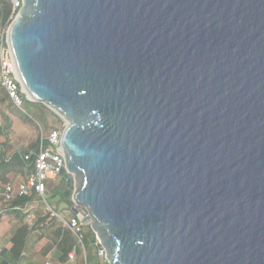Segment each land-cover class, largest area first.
I'll return each mask as SVG.
<instances>
[{
  "label": "water",
  "instance_id": "obj_1",
  "mask_svg": "<svg viewBox=\"0 0 264 264\" xmlns=\"http://www.w3.org/2000/svg\"><path fill=\"white\" fill-rule=\"evenodd\" d=\"M8 42L110 264H264V0H23Z\"/></svg>",
  "mask_w": 264,
  "mask_h": 264
},
{
  "label": "built area",
  "instance_id": "obj_2",
  "mask_svg": "<svg viewBox=\"0 0 264 264\" xmlns=\"http://www.w3.org/2000/svg\"><path fill=\"white\" fill-rule=\"evenodd\" d=\"M22 4L23 0H11L12 13L18 11ZM0 85L6 91L9 100L15 106L21 108L25 92L17 77L16 66L8 42V30L0 36ZM61 135L62 131L59 129H53L45 136L41 134L37 145L23 154L25 160L34 159L33 170L26 177L18 175L14 180L10 178V180L0 183V215L3 216L9 210L22 211L26 214L25 223L31 226L35 218L33 213L39 207V203L43 201L47 205L49 215L59 218L63 223L61 229L64 231L67 229L74 238L73 247L68 253L69 261L73 262L77 256V251L81 248L84 249L85 246V225L71 209H65L66 216H61L54 211L46 200L48 182L60 178V172L65 166V154ZM16 197H30V199L23 206L10 207L9 204ZM72 201L75 203L73 198ZM75 206L84 218L91 215L86 206L82 207L83 205L76 203ZM100 253L106 256L105 249L102 246ZM6 264L22 263L17 261L7 262ZM44 264H51V260L48 258Z\"/></svg>",
  "mask_w": 264,
  "mask_h": 264
},
{
  "label": "rangeland",
  "instance_id": "obj_3",
  "mask_svg": "<svg viewBox=\"0 0 264 264\" xmlns=\"http://www.w3.org/2000/svg\"><path fill=\"white\" fill-rule=\"evenodd\" d=\"M17 13L18 11L12 13L11 10V14L8 18V20H10V23L15 19ZM9 25L7 27H3L2 24L0 23V36L6 33ZM26 100L29 99L24 93L23 102H22L23 107L21 106V108H19L15 106L10 100H9L10 103H8L7 105H3V104L0 105V123L2 120L1 118V112H2L5 114V116L9 117L11 120L12 126H11V130H9V134L11 136L13 145L15 147L18 146L17 148H21V149L35 147L36 143H38L39 138L41 137V134L45 136L53 129H59L63 131L66 125V121L46 105H45L46 109L45 108L43 109L46 123L39 124L37 121L34 120L31 121L32 116L30 114V111L27 110L28 103H26ZM57 117H59L60 120H58ZM59 179L60 178H57L56 180H51L48 182V191L46 193V200L47 203L50 204V206L54 209L55 212H57L61 216H66V212H65L66 204L65 202H62L60 200L61 185H65V184L63 183L60 185ZM6 180L8 181L10 179L7 178ZM81 181H82L81 175L75 176V181L72 183V186L70 187L72 191L71 199L73 198L74 191L79 189L81 185ZM73 205H75V203H73ZM69 209H71V207ZM33 214L35 217L33 219L34 224L36 225L35 229L37 230V232L33 234L37 235L36 238L38 240L37 246L39 247V251L38 253L32 251L31 254H28L27 257L22 259V262L24 264H44L47 258H49V255L47 254L51 252L53 249H55L56 239L54 238H55L56 229L59 227L62 228L63 223L59 218L55 216L51 217V215H49V212L47 210V205L43 201L39 203L38 209ZM40 214L42 216H40ZM38 217H41L42 219L39 222H38ZM35 225L33 227H35ZM2 229L3 226L2 224H0V231H2ZM89 230L92 231L91 227L89 225H85L84 226L85 239L86 238L88 239ZM65 231H67V229H65ZM63 232L64 230H62V233ZM95 239L96 241L94 243H92L89 240L88 241L89 244L87 246L85 245V241H84V245H85L84 249L81 248L77 251L75 263L87 264L86 254L88 252L93 257V260L95 261L94 263L110 264V262L106 259L105 255H102L100 253L101 245L98 242L99 239L97 238L96 234H95ZM47 243L51 244L52 247L47 251V254H44L43 253L44 248ZM52 252H54V250ZM89 264H92V262H90Z\"/></svg>",
  "mask_w": 264,
  "mask_h": 264
},
{
  "label": "trees",
  "instance_id": "obj_4",
  "mask_svg": "<svg viewBox=\"0 0 264 264\" xmlns=\"http://www.w3.org/2000/svg\"><path fill=\"white\" fill-rule=\"evenodd\" d=\"M12 10V5L10 0H0V23L3 27H7L10 23V20H8ZM10 103L8 95L4 88L0 85V105H7ZM26 103H28V111H30V114L32 116L31 121H37L39 124L46 123L45 115L43 109H46V106L43 105L40 102H33L30 100H26ZM23 107V103H22ZM1 123H0V182H6L7 178L14 180L16 176L21 175L22 177H26L34 167L33 161L34 159L31 158L29 160H25L23 158V154L28 151L31 148H17L18 146H14L11 136L9 134V130H11V120L9 117L5 116L4 113L1 112ZM58 120H60L59 117H57ZM37 145V143H36ZM35 145V146H36ZM33 146V145H31ZM61 185V183H60ZM61 201L65 202L66 209L69 210V208L73 205V201L71 199V188L66 187V185H61ZM55 194V193H54ZM54 196V195H53ZM29 198H23V197H16V199L9 204L10 207H20L23 206V204L29 200ZM15 215L22 220L23 217L26 215L25 213L22 214V211L14 210ZM2 216L0 215V220ZM41 217H38V222L41 221ZM33 225H28L26 223L19 225L14 233L12 234L10 238L11 246L6 251L8 254V257L10 259V262H17L20 261L22 256V252L25 248L27 239L31 235V233L36 231V225L33 227ZM62 235V236H61ZM55 249L53 253L58 254V260L59 264H78L75 263V261H69L68 259V253L72 249L74 244V238L72 234L69 231H64L62 233L61 227L56 229L55 233ZM91 241L94 243L96 241L95 234L93 231L89 230L88 233V239H85V245L87 246L89 243L88 241ZM51 244L47 243L44 248V254H47V251L51 249ZM86 262L89 264L92 262V264L95 261L93 260V257L91 254L87 252L86 254Z\"/></svg>",
  "mask_w": 264,
  "mask_h": 264
},
{
  "label": "crops",
  "instance_id": "obj_5",
  "mask_svg": "<svg viewBox=\"0 0 264 264\" xmlns=\"http://www.w3.org/2000/svg\"><path fill=\"white\" fill-rule=\"evenodd\" d=\"M1 183V182H0ZM38 209V208H37ZM15 211L9 210L7 211L1 218L0 220V224H2L3 229L2 231H0V264L2 263V261L6 260L7 262H10V259H8V254L6 253V251L10 248L11 243H10V238L12 236V234L14 233L15 229L21 225L24 224L26 222V215L23 217L22 220H20L15 213H13ZM22 214H24L22 212ZM40 216H42L40 214ZM53 217V216H51ZM55 218V217H54ZM59 220V219H58ZM37 232V230L35 231ZM33 232V233H35ZM33 233H31V235L29 236V238L27 239L25 248L21 254L22 258L20 260V262L22 264H24L22 262V259L27 257L28 254H31L32 251L38 253L39 251V247L37 246V235H34ZM38 234V233H37ZM40 241V240H39ZM41 242V241H40ZM54 250V249H53ZM52 250V251H53ZM49 252L47 255H49V259L51 260V264H59V260H58V254L53 253V252ZM5 255V256H4ZM7 256V258H6ZM46 256V255H45ZM48 259V258H47ZM45 263V262H44Z\"/></svg>",
  "mask_w": 264,
  "mask_h": 264
},
{
  "label": "bare ground",
  "instance_id": "obj_6",
  "mask_svg": "<svg viewBox=\"0 0 264 264\" xmlns=\"http://www.w3.org/2000/svg\"><path fill=\"white\" fill-rule=\"evenodd\" d=\"M17 72V71H16ZM17 77H18V74H17ZM18 79H19V77H18ZM20 81V80H19ZM22 89H23V91L25 92V93H27L28 94V96L30 97V98H32L31 97V95L28 93V91H27V89L22 85Z\"/></svg>",
  "mask_w": 264,
  "mask_h": 264
}]
</instances>
